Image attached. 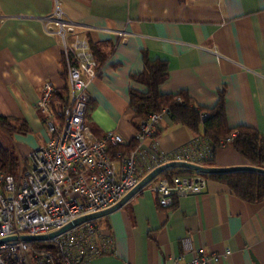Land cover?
Here are the masks:
<instances>
[{
  "label": "crops",
  "instance_id": "crops-1",
  "mask_svg": "<svg viewBox=\"0 0 264 264\" xmlns=\"http://www.w3.org/2000/svg\"><path fill=\"white\" fill-rule=\"evenodd\" d=\"M56 4L85 28L103 58L87 86L93 136L114 130L125 145L132 142L129 90L146 91L132 75L147 58L167 65L160 93L184 92L206 110L220 101L229 128L247 125L264 138V0H0V116L23 128L10 135L0 128V146L19 161L28 163V154L49 137L36 107L43 83L67 87L61 41L43 29ZM202 134L203 127L196 133L166 115L144 148L168 152L196 139L207 142ZM213 163L249 165L231 145L218 148ZM104 222L114 253L95 264H175L179 256L183 263L201 247L229 250L215 264H264V201L246 202L214 180L168 208L159 207L146 186Z\"/></svg>",
  "mask_w": 264,
  "mask_h": 264
},
{
  "label": "built area",
  "instance_id": "built-area-1",
  "mask_svg": "<svg viewBox=\"0 0 264 264\" xmlns=\"http://www.w3.org/2000/svg\"><path fill=\"white\" fill-rule=\"evenodd\" d=\"M43 27L46 34L61 41L68 99L65 105L53 107L55 87L49 81L43 83L36 107L49 137L28 154V165L18 175L0 171V239L48 234L81 216L107 209L157 166L173 161L205 165L213 158L211 144L200 139L156 154L144 148L147 138L158 136L168 114L166 109L149 114L139 123L133 146L112 156L109 147L125 143L121 134L110 130L95 137L87 124V86L98 71L85 28L67 18L58 4L43 18ZM233 137L220 140L219 146L230 145ZM205 184L206 179L200 175L176 174L158 175L147 186L156 195L159 207L168 208L179 196L199 194ZM44 244L53 246L58 260ZM113 253L112 234L106 225L93 219L48 240L4 242L0 244V264H95L96 258ZM229 253L201 247L192 250L189 261L181 263L183 258L179 256L175 264H215Z\"/></svg>",
  "mask_w": 264,
  "mask_h": 264
},
{
  "label": "trees",
  "instance_id": "trees-1",
  "mask_svg": "<svg viewBox=\"0 0 264 264\" xmlns=\"http://www.w3.org/2000/svg\"><path fill=\"white\" fill-rule=\"evenodd\" d=\"M91 50L97 59V73H100L102 64L101 52L90 43ZM168 76L167 65L161 60H148L145 58L143 70L132 75V80L146 87L145 92H140L130 88L129 107L134 112L133 123L138 128L141 121L151 113L166 109L168 116L175 122L182 124L198 133L200 126L203 127L202 137L211 144L213 157L215 151L220 148V140L234 134L230 144L243 156L251 166L264 167V138L259 132L250 126L241 125L234 129L228 127L225 114L220 101L212 110H206L193 103L187 94H162L159 86L165 82ZM69 94L68 85L63 89H55L52 99L53 107H61L67 103ZM89 103L86 110L88 117ZM206 114L205 117L203 115ZM0 128L7 134L14 131H21L22 127L13 126L10 120L0 116ZM160 132V130H159ZM158 132V135H159ZM199 137V136H196ZM133 146L121 144L110 146L109 153L114 156L117 151L128 150ZM21 164L26 169L27 161L21 162L9 150L0 146V171L5 174L14 173L15 168ZM205 166H213V158L204 162ZM197 174L184 168H170L160 174V176L172 177L173 175ZM206 180H214L225 185L231 193L246 202L264 201V174L250 171H236L222 174H197ZM105 217L97 219L100 224H104ZM37 244V243H36ZM53 250L55 259L58 260L57 252L52 245L44 244Z\"/></svg>",
  "mask_w": 264,
  "mask_h": 264
},
{
  "label": "water",
  "instance_id": "water-1",
  "mask_svg": "<svg viewBox=\"0 0 264 264\" xmlns=\"http://www.w3.org/2000/svg\"><path fill=\"white\" fill-rule=\"evenodd\" d=\"M170 168H184L190 171H193L197 174H222V173H230V172H236V171H250V172H257L264 174V167H255L251 165H241V166H227V167H219V166H205V165H198L193 164L189 162L184 161H173L169 162L160 166L155 167L153 170L148 172L144 177H142L138 183L129 190L116 204L113 206L104 209L102 211L87 214L84 216H81L74 221L68 223L67 225L61 227L58 230H55L53 232H50L48 234H42V235H21V236H8L5 238L0 239V244L8 241H15L18 239L24 240V241H44L48 240L52 237H55L72 227L88 220L93 219H99L105 216H108L115 210L121 208L132 196H134L136 193H138L141 189L147 186V184L152 181L155 177L160 175L162 172H164L167 169ZM255 264H260L257 260L254 259Z\"/></svg>",
  "mask_w": 264,
  "mask_h": 264
},
{
  "label": "rangeland",
  "instance_id": "rangeland-1",
  "mask_svg": "<svg viewBox=\"0 0 264 264\" xmlns=\"http://www.w3.org/2000/svg\"><path fill=\"white\" fill-rule=\"evenodd\" d=\"M11 153L14 154V155L16 156V154L14 153L13 150H11ZM21 168H24V167H23L21 164L18 163V166L15 168L13 175H18L19 170H20Z\"/></svg>",
  "mask_w": 264,
  "mask_h": 264
}]
</instances>
